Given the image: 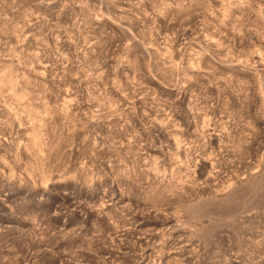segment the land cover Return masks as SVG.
Listing matches in <instances>:
<instances>
[{
  "label": "rangeland",
  "instance_id": "374dc122",
  "mask_svg": "<svg viewBox=\"0 0 264 264\" xmlns=\"http://www.w3.org/2000/svg\"><path fill=\"white\" fill-rule=\"evenodd\" d=\"M0 198V264H264V0H0Z\"/></svg>",
  "mask_w": 264,
  "mask_h": 264
},
{
  "label": "bare ground",
  "instance_id": "6f19581e",
  "mask_svg": "<svg viewBox=\"0 0 264 264\" xmlns=\"http://www.w3.org/2000/svg\"><path fill=\"white\" fill-rule=\"evenodd\" d=\"M52 7V6H51ZM47 69V68H46ZM167 72V71H166ZM255 79V78H254ZM119 99V98H118ZM2 107V106H1ZM7 108V107H6ZM3 110V109H2ZM29 116V115H28ZM86 122V121H85ZM61 134V133H60ZM173 140H175V138L173 139ZM173 145V144H172ZM176 147V146H175ZM178 147V146H177ZM178 152V151H177ZM197 165V164H196ZM204 166H206V162L204 161V160H199L198 161V165H197V167H196V172H197V174L200 176L201 174H202V168L201 167H204ZM240 176V175H239ZM165 183V182H164ZM173 185V184H172ZM170 190V189H169ZM172 190V189H171ZM223 192V191H222ZM226 193V192H225ZM225 195V194H224ZM8 196V195H7ZM112 196V195H111ZM2 197V196H1ZM4 197V196H3ZM116 198H118L119 200H121L122 201V199H121V197H116ZM115 198V199H116ZM4 199V198H3ZM3 199L2 198H0V204H1V201L3 202ZM109 200L110 201H112L113 200V198H109ZM118 200V201H119ZM2 205V204H1ZM156 206V205H155ZM158 210V209H157ZM100 215V214H99ZM207 215V214H206ZM167 228V227H166ZM162 258V257H161Z\"/></svg>",
  "mask_w": 264,
  "mask_h": 264
}]
</instances>
